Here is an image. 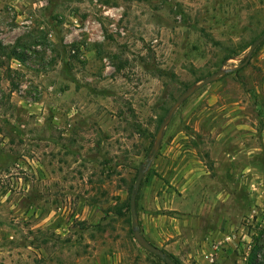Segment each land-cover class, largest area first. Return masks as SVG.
Returning <instances> with one entry per match:
<instances>
[{
    "label": "rangeland",
    "instance_id": "rangeland-1",
    "mask_svg": "<svg viewBox=\"0 0 264 264\" xmlns=\"http://www.w3.org/2000/svg\"><path fill=\"white\" fill-rule=\"evenodd\" d=\"M262 34L264 0H0V264H164L140 171L145 242L264 264Z\"/></svg>",
    "mask_w": 264,
    "mask_h": 264
},
{
    "label": "water",
    "instance_id": "water-1",
    "mask_svg": "<svg viewBox=\"0 0 264 264\" xmlns=\"http://www.w3.org/2000/svg\"><path fill=\"white\" fill-rule=\"evenodd\" d=\"M264 41V34H262L259 38H257L256 40H254L252 42V44L250 45L249 47V50L247 52V55H246V58L245 60L243 61L242 64H240L239 66L231 69V70H236V69H239L243 66H245L246 64H248L250 58H251V54L253 53V51L255 50V48L261 43ZM230 69L228 70H221V71H218L216 73H213L207 77H205L201 83H199L196 88H200L208 83H210L211 81L215 80L216 78H218L219 76H222L224 75L225 73L231 71ZM194 91V89H189V90H186L184 93H182L178 98L177 100L175 101V103L172 105L171 107V110H170V114L169 116L161 123V126H160V131L161 129L165 126V124L167 123V121L171 118L176 106L181 103L188 95H190L192 92ZM160 143V136L157 138L156 140V143L155 145L153 146L152 148V152L153 154H155L156 150H157V147ZM143 177V172L140 171L136 177V180H135V183H134V186L131 190V193H130V198H129V206H130V215H131V226H132V235H133V238L135 239V241L142 247L144 248L146 251H148L149 253L153 254V255H156V256H159L161 258H163L165 260V262H167V264H175L173 262L172 259H170L169 257L167 256H164L163 253L158 250L157 248H155L154 246H152L151 244L145 242L143 240V238L141 237L140 235V232L138 230V217H137V212H136V193H137V190L139 188V185H140V182H141V179Z\"/></svg>",
    "mask_w": 264,
    "mask_h": 264
},
{
    "label": "trees",
    "instance_id": "trees-1",
    "mask_svg": "<svg viewBox=\"0 0 264 264\" xmlns=\"http://www.w3.org/2000/svg\"><path fill=\"white\" fill-rule=\"evenodd\" d=\"M264 44V41L263 42H261L257 47H259V46H261V45H263ZM10 55L12 56V57H18V58H20L19 57V55L15 52V51H12L11 53H10ZM122 207L123 208H125V209H127V210H130V206H129V199H128V201H126V202H124V203H122L121 205H119V206H117V211H118V213H121L120 211L122 210ZM256 253V250H251V252H250V255H249V258H248V261H249V264H259V263H257L256 261H255V254ZM173 262H174V260H173ZM176 263V262H175ZM164 264H167V262H165V260H164Z\"/></svg>",
    "mask_w": 264,
    "mask_h": 264
}]
</instances>
